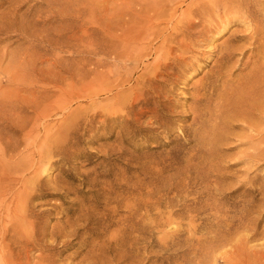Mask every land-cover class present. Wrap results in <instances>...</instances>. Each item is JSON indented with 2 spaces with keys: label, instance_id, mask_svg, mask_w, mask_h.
<instances>
[{
  "label": "bare ground",
  "instance_id": "1",
  "mask_svg": "<svg viewBox=\"0 0 264 264\" xmlns=\"http://www.w3.org/2000/svg\"><path fill=\"white\" fill-rule=\"evenodd\" d=\"M169 1L172 4L168 8L157 5L154 8L141 6L137 11L124 12V62L129 63V70L124 74H99L89 81L85 75H56L46 83L51 84L58 95L48 102L51 97L45 88L38 90L37 95L34 94L35 91H29L31 96L20 107L21 115L15 112V103L7 101V97L0 92V264H57L64 251L62 247V250L58 248L59 251H50L52 243L58 240L57 236L54 238L56 234L53 236L57 229L53 230L51 227L53 232L47 235L46 229L43 228L42 232L39 224L41 232L36 228L41 211L34 210L33 201L42 197L38 193L41 190L38 174L45 171L43 166L61 168L64 176L61 175L65 178L71 170H77L70 164L81 155V143H93V137L97 133L104 139L109 138L111 129L108 125L111 121V126H118L115 142L121 145L130 134L135 137L142 132L170 127L172 122L166 117L177 107L169 99L173 85H188V78L199 72L203 66L207 68L203 74L195 82L192 81L191 86L189 83L190 102L187 109L182 107L185 109H181L183 115H179V120H190L181 130L192 135L196 146V153L193 151L192 156L196 157V165H202L208 170L200 177V190L194 192L191 187V194L189 193L191 199L187 209L188 231L190 234L197 232L198 226L194 222L201 219L200 216L208 215L215 220L206 232L209 237L205 241L208 245H205L209 251L228 246L232 252L221 254L225 264H264L263 248L261 251L257 250L258 252L247 250L250 239L261 237V233L257 231L258 217H253V214L255 212L260 216L264 208V178L258 187L246 188L240 194L245 196L256 192L260 197L257 200L254 197L245 199V207L240 213L231 214V208L236 202L229 195L237 188L229 190L232 185L227 181L226 175H223L219 166L221 163L217 161L221 156L220 146L235 139L240 141L239 144L246 145L240 151L241 165L244 164L250 170L258 160L264 159V0ZM234 25L239 28L230 29ZM225 32L228 33L221 41L213 43V40H217ZM155 40L158 41L157 46L152 44ZM250 49L254 59L246 58V61L243 58L242 62L245 52ZM240 64L243 69H248L247 72L244 70L243 74L232 77L233 71ZM136 69H139L138 73ZM75 98L91 100L88 106L77 105L72 108L70 104ZM5 107L10 113L5 112ZM53 116L59 119L52 124L49 118ZM235 127L239 128L238 132ZM85 133L86 139H83ZM127 134L129 135L126 136ZM235 147L238 149V146ZM22 151L24 155H19L20 161L15 160L17 164L8 162L11 160L12 163V159ZM15 184L18 185L17 189L10 193ZM52 188L61 194L73 193L69 189L71 187L64 183L53 185ZM156 203L158 205L155 200L147 203V207L154 209ZM130 207L127 214L115 222L113 213L104 220L106 231L111 224L115 225L114 234L106 240H100V243H95L96 240L93 239L90 250L87 249L82 257L80 255L81 258L76 264H139L137 258L141 251V231L153 229L164 232V227L169 226L172 221H168L170 214L164 217L163 211L157 209L160 214H154L158 218L149 219L147 222L144 220V226L141 225L139 203H132ZM87 214L86 212L75 216V219L68 218L67 215L61 224L63 229L60 228L66 236L76 238L79 229H87ZM145 215L150 217L152 214ZM161 218H167L168 222ZM80 220H85L86 223L83 224V221V225H80ZM56 224L60 225L57 222ZM240 228L246 235H239ZM59 234L66 238L62 233ZM165 235L164 233V237ZM91 237V234L87 235L81 239L80 244L84 246L88 241L91 242ZM61 243L65 248L71 245V240H63ZM34 252L37 254L34 255ZM77 254L78 251L71 252L67 254V258L72 260ZM196 257L194 256L195 259ZM71 260L64 263L71 264Z\"/></svg>",
  "mask_w": 264,
  "mask_h": 264
},
{
  "label": "rangeland",
  "instance_id": "2",
  "mask_svg": "<svg viewBox=\"0 0 264 264\" xmlns=\"http://www.w3.org/2000/svg\"><path fill=\"white\" fill-rule=\"evenodd\" d=\"M171 4L172 2L169 0H0V92L7 97V99L5 97L7 101L15 103L14 110L19 112L18 115H21L20 107L25 105L31 96L29 91H35L34 94L37 95L38 90L45 88L51 97L48 102L58 95V92L53 91L52 85L46 83L49 78L56 75H85L89 81L93 76L99 74L111 73L114 76L124 74L129 70V63L124 62L125 46L122 39V16L124 12L127 10L137 11L143 6L154 8V5H157L168 8ZM183 4L182 7L184 8L185 4ZM234 27L239 28L234 25L230 29H234ZM227 33L225 32L220 38L213 40V43L221 41ZM133 44L131 46L135 45ZM152 44L157 46L158 41L155 40ZM250 53L251 49L247 50L245 52L247 57L244 55L241 61L243 62V58L244 60L246 58L253 60L254 57ZM238 56L237 54L236 57ZM149 60L151 61V58ZM205 69L207 68L203 66L199 72L190 76L188 85L183 83L173 85L172 96L169 99L172 100H170L171 104L177 107L172 113L169 112L166 117L169 122H172L170 127H162L154 132H142L135 137L127 134L126 136L129 135L128 139L123 142L122 146L115 142L118 126L117 124L111 126L110 124L113 123L111 121L108 125V128L111 129L109 138L104 139L97 133L93 137V143H81L83 149L81 155H78L70 164L77 170H71L65 178L61 168L50 165L43 166L45 171H40L38 174V184L41 186L38 193L42 194V197H37L33 201L34 210L41 211L42 214V216L39 215L36 228L39 231L40 228L41 231L43 228L46 229L45 231L48 233H44L47 235L57 229L53 232V236L56 234L54 238L57 236L56 239L58 240H55L57 244L54 245L53 242L50 247L51 252L64 249L57 260V264H65L64 262L70 261L71 259L67 258V254L78 251L77 256L72 259L73 261L71 260V264H76L85 254V251L90 250L93 239L96 240L95 243L108 239L110 235L114 234L115 225L111 224L106 231L103 226L104 220L110 217L112 213L115 217H113L114 222L124 217L130 210L132 203L135 202L139 203L140 206L141 225L145 226L147 221L158 218L155 216V214H160L158 210L163 211L164 217L170 214L171 218L169 217L168 221H172L169 226L164 227V232L153 229L141 231V251L139 258H137L139 264H197L202 260H204L203 263L201 262L202 264H225L221 254L226 251L232 252V249L227 246L209 251L207 249L208 244L205 243L209 237L206 233L207 230L209 231L207 228L212 223L213 218L208 215L200 216L201 219L198 218L194 222L195 225L197 224L198 230L193 234L189 233L187 222L191 187L194 188V192L200 190L202 185L200 177L203 172L208 170L202 165H196V157L192 156L196 153L195 142L192 141L191 134L181 130L190 120L186 118L179 120V115H183L182 110L187 109L190 102L188 98L192 81L195 82ZM244 70L247 72L248 69H243L240 64L233 71L232 77L235 74H243L242 71ZM136 72L138 73L139 69H136ZM62 85L66 86L64 83ZM77 98H75L76 101L71 102L72 108L77 105L88 106L91 100L90 98H79V100ZM5 112L10 113V110L6 109ZM58 119V117L53 116L49 118V122L53 124ZM235 128L234 130L238 132L239 128ZM3 131H1L2 135ZM87 133L83 135V139H86ZM242 139L240 138L241 141H243ZM239 142L235 139L229 144L221 145V156L217 159L218 163H221L219 166L223 175H226L227 181L232 185L229 190L237 188L229 195L236 202L231 208V214L236 215L245 207L243 203L245 199L254 197L257 200L260 197L256 192L240 196L243 190L258 187L264 178V159L258 160V164L255 163L250 167V170L243 166L244 164L241 165L242 158L239 155L241 154L240 151L246 148V145L239 144ZM235 146H238L239 150ZM121 147L122 149H120ZM19 155L22 157L24 151L15 156L16 158L12 159V163L11 160L8 162L17 164V161L21 160ZM55 179L58 180V183L54 182ZM63 183L71 187L69 189L73 192L72 194H61L60 191L52 188L53 185H63ZM17 186L16 184L13 185L10 193L15 191ZM148 192L150 193L147 194ZM9 194L7 195L8 198ZM154 200L158 201V205L156 203L154 209L147 207V203L150 204ZM144 204L147 208L144 207ZM158 206L159 208H156ZM86 207L87 209L91 207L92 210L89 208L87 211ZM86 212L88 213L87 217L94 212L86 221L88 222L87 229H79V235L76 238L66 236L61 224L67 215L68 218L75 219ZM144 213L155 214L149 217ZM253 215V217H258L257 231L261 233V237L259 236L254 240L250 239L247 242L248 252H258L257 250L264 249V208L260 216L255 212ZM147 217L148 219H145ZM60 219L61 221H59ZM162 220L166 222L167 218ZM80 221L81 223L78 221L80 225L83 221V224L86 223L85 220ZM89 224L90 226H88ZM1 230L0 224V232ZM59 233L65 235L66 238L60 237L62 235ZM164 233L166 234L165 237ZM238 233L241 236L246 235V232L241 228ZM90 234L92 241H88L82 246L80 244L81 239ZM102 234H106L105 237ZM67 239L71 240V245L64 248L61 241ZM35 254L37 253L34 252ZM202 254L209 257L204 258ZM80 255L81 257H79ZM194 256H197V259L199 257V262Z\"/></svg>",
  "mask_w": 264,
  "mask_h": 264
}]
</instances>
